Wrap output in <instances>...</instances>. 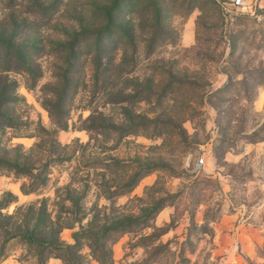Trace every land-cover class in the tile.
<instances>
[{
    "label": "rangeland",
    "instance_id": "obj_1",
    "mask_svg": "<svg viewBox=\"0 0 264 264\" xmlns=\"http://www.w3.org/2000/svg\"><path fill=\"white\" fill-rule=\"evenodd\" d=\"M114 1L0 0V264H264V0H124L97 69Z\"/></svg>",
    "mask_w": 264,
    "mask_h": 264
},
{
    "label": "trees",
    "instance_id": "obj_2",
    "mask_svg": "<svg viewBox=\"0 0 264 264\" xmlns=\"http://www.w3.org/2000/svg\"><path fill=\"white\" fill-rule=\"evenodd\" d=\"M124 0H115L111 6L104 11V21H103V26L101 27L100 31L93 36L94 42L96 44V52L94 54L93 62L95 67H98L101 65V60H102V53H101V48H99L101 45V40L103 37H109L112 35L113 32L115 31H122L120 27V23H118V20L120 18V9L119 5ZM155 18L158 19L160 15V10L158 7L155 9ZM1 38V37H0ZM0 45L3 48V51L5 53L3 59L5 58L6 61H9V57L11 56L14 61H16L18 64L23 63L24 58L22 56V47L18 46L15 44V40H13L12 37H9L6 42L2 41V38L0 39ZM3 53V52H2ZM4 60V61H5ZM5 61V63H6ZM6 65V64H5ZM7 71H11L10 67L7 66H2L0 68V74L6 73ZM1 76V75H0ZM3 77H0V129L2 128H14L16 127V124L14 122V119L12 115L8 112L11 106H15L18 104L19 100H21L15 93V87L16 84L15 82H8L7 78L1 79ZM64 85L68 87V84L70 83L69 78L67 77V74L63 77ZM65 87V88H66ZM62 101V97H59L58 103ZM62 103V102H61ZM49 113L53 119H55V125L58 127V129L63 130L65 127L62 124V116L61 114L56 112H52V107L48 108ZM0 164L5 165L7 167H10L16 172H23V169L19 167L16 163H9V162H3L0 159ZM31 169L29 168H24V173H29ZM25 239L28 240L29 242H36L37 246L40 247L41 252L48 249L49 247L52 246V241L47 242L45 240H39L35 241V238L33 235L29 234L28 232L25 233Z\"/></svg>",
    "mask_w": 264,
    "mask_h": 264
},
{
    "label": "built area",
    "instance_id": "obj_3",
    "mask_svg": "<svg viewBox=\"0 0 264 264\" xmlns=\"http://www.w3.org/2000/svg\"><path fill=\"white\" fill-rule=\"evenodd\" d=\"M225 11L230 10L236 14H254V4L248 3L245 0H232L230 5L222 7ZM203 160H199V164H202Z\"/></svg>",
    "mask_w": 264,
    "mask_h": 264
}]
</instances>
